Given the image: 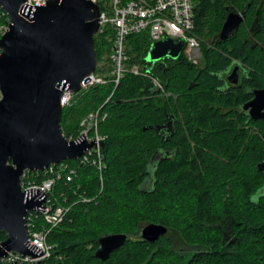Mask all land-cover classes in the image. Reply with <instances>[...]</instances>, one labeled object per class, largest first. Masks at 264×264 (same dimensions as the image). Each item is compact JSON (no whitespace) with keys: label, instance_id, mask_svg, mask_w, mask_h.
I'll return each instance as SVG.
<instances>
[{"label":"trees","instance_id":"1","mask_svg":"<svg viewBox=\"0 0 264 264\" xmlns=\"http://www.w3.org/2000/svg\"><path fill=\"white\" fill-rule=\"evenodd\" d=\"M193 3L194 34L202 41L198 65L182 53L176 60L148 65L147 34L126 39L127 67L148 69L169 97L154 91L148 79L125 73L116 87L93 86L63 109L61 132L71 139L89 112L102 107L107 113L98 126L105 138V169L101 183L96 167L66 161L75 175L70 182L58 180L48 199L69 210L48 233L52 250L41 264H264V173L257 170L264 161L262 125L243 115L244 90L228 92L221 80L225 71L240 65L252 75L250 87L264 88V0ZM228 7L243 12L244 19L233 37L220 42ZM7 24L0 10V28ZM112 35L110 28L95 35L97 63L110 52ZM211 38L215 46L208 47ZM192 81L196 85L188 89ZM167 116L174 123L171 143L148 129L162 126ZM175 148L171 161L151 168L155 151ZM29 176L36 183L45 178ZM150 223L167 228L155 243L139 237ZM30 224L31 230L46 227L38 213L31 214ZM225 231L231 242L224 241ZM112 234L129 240L100 261L94 255L98 241ZM5 238L2 232L0 241Z\"/></svg>","mask_w":264,"mask_h":264},{"label":"water","instance_id":"2","mask_svg":"<svg viewBox=\"0 0 264 264\" xmlns=\"http://www.w3.org/2000/svg\"><path fill=\"white\" fill-rule=\"evenodd\" d=\"M25 0H0V9L8 18L7 30L0 36V241L1 259L15 252L36 258L27 246L28 212L42 208L45 199H28L20 187L24 173H42L50 165L75 161L94 146V142L68 141L61 132L64 90L78 94L81 83L96 71L94 37L99 31V7L87 0H49L45 6L25 11ZM217 35L220 42L233 37L243 22V12L232 7ZM183 42L171 39L154 42L146 55L148 65L163 59L176 60ZM236 68L228 77L237 83ZM189 83L188 89L195 86ZM252 99L241 105L250 120H260L264 136V89L252 92ZM162 126L149 127L159 133H173L172 116ZM146 130V128H144ZM264 173V161L257 164ZM167 228L150 223L142 227L139 237L155 243ZM129 237L124 234L102 236L95 257L107 261L123 247Z\"/></svg>","mask_w":264,"mask_h":264},{"label":"built area","instance_id":"3","mask_svg":"<svg viewBox=\"0 0 264 264\" xmlns=\"http://www.w3.org/2000/svg\"><path fill=\"white\" fill-rule=\"evenodd\" d=\"M49 0H25L22 8L25 11L33 10L36 7H43ZM99 7V31L110 28L112 30L111 47L108 55L109 70L108 75L96 73V71L85 78L81 83V91H86L93 86H105L112 84L116 87L125 73L146 78L152 84L154 91L165 98L170 94L165 91L163 84L148 69L141 68L138 64L127 67L128 56L126 54V39L131 35L146 33L150 46L154 42L163 39H171L175 43L183 42L182 54L191 61L194 52L199 49V40L194 34V3L193 0H87ZM1 10V9H0ZM2 11V10H1ZM5 15V13L2 11ZM7 17V16H6ZM8 22V18H7ZM7 30V26L2 28L1 34ZM97 69V66H96ZM79 92V93H80ZM69 90H64L60 98L62 109L71 106L73 97ZM107 113L102 111V107L89 112L81 121V131L75 139L66 138L68 141L94 142V146L87 149L83 155L75 160L81 165H92L99 172L102 183V171L105 163L101 148L105 140L98 134V126L105 121ZM40 173H36L38 176ZM44 179L36 183L28 173H24L20 179V187L28 199L37 201L45 199L44 206L37 211L28 212L26 225L28 229L27 246L37 255L36 258L22 256L19 253L10 252L1 261L3 263L19 264H41L49 258L52 246L46 241L50 230L60 225L68 208L54 205L48 199V194L53 189L58 180L70 182L75 175V170L66 161L56 165H50L44 172ZM32 213L41 215L45 228L31 230L29 228L30 216Z\"/></svg>","mask_w":264,"mask_h":264},{"label":"flooded vegetation","instance_id":"4","mask_svg":"<svg viewBox=\"0 0 264 264\" xmlns=\"http://www.w3.org/2000/svg\"><path fill=\"white\" fill-rule=\"evenodd\" d=\"M218 39V37H217ZM215 40L216 38H211L209 40H207L205 42V44H207L208 47H213L215 46ZM200 51V50H199ZM236 68V76H237V83L236 84H231L228 82V77L231 76L232 71L234 70V68ZM252 77V75L249 73V71L244 68L241 67L240 65H234L232 66L230 69H228L227 71H225V73H223V77H221V80H224L227 84V87L224 89L226 91L230 90V89H235L238 88V90L242 89L244 90L245 95L248 96V98L243 102L246 103L249 100L252 99V92L256 89H264V88H256V87H250L248 82L249 79ZM232 91V90H231ZM230 92V91H228ZM234 92V91H232ZM242 104V105H243ZM241 107V106H240ZM243 115H245L247 117V121H253V122H259L262 125V122L260 120L254 121V120H250L248 115L246 113H243ZM167 122V120H166ZM166 122L163 124L165 125ZM262 133H263V127H262ZM160 138L163 140V142L165 143H171V141L173 140V135H174V131L173 133H167V131L165 129H162L159 133H157ZM178 148H175L174 150H170V149H161V150H157L155 151L150 159H149V165L151 166V168H155L157 166V164H159V162L164 161V160H168L171 161V159H173V157L178 153ZM224 241L225 242H231V237H230V232L225 231L224 233Z\"/></svg>","mask_w":264,"mask_h":264},{"label":"rangeland","instance_id":"5","mask_svg":"<svg viewBox=\"0 0 264 264\" xmlns=\"http://www.w3.org/2000/svg\"><path fill=\"white\" fill-rule=\"evenodd\" d=\"M8 25V24H7ZM2 30V27L0 28V31ZM2 32V31H1ZM2 35V34H1ZM198 38V37H197ZM198 40H199V49L201 48V43H202V41L198 38ZM110 44H111V41H110ZM199 49H198V51L197 52H194V58L190 61L192 64H195V65H198L199 64V62H200V51H199ZM108 55H109V53L107 54V55H105L104 56V58H102V60L99 62V63H97V69L99 70L98 71V73L99 74H102V75H108V70H109V62H108ZM188 60V59H187ZM189 61V60H188ZM193 152H191L190 153V155H189V158H192L193 159ZM188 158V159H189ZM263 192H264V189H263Z\"/></svg>","mask_w":264,"mask_h":264}]
</instances>
